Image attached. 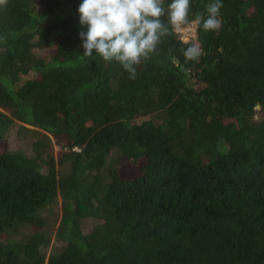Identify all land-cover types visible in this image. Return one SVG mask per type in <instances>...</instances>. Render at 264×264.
<instances>
[{"label": "trees", "instance_id": "trees-1", "mask_svg": "<svg viewBox=\"0 0 264 264\" xmlns=\"http://www.w3.org/2000/svg\"><path fill=\"white\" fill-rule=\"evenodd\" d=\"M81 2L0 7V141L27 145L0 149V264H264V0L173 29L135 80L83 57Z\"/></svg>", "mask_w": 264, "mask_h": 264}, {"label": "clouds", "instance_id": "clouds-1", "mask_svg": "<svg viewBox=\"0 0 264 264\" xmlns=\"http://www.w3.org/2000/svg\"><path fill=\"white\" fill-rule=\"evenodd\" d=\"M8 0H0L5 7ZM191 0H82L77 11L79 24L86 31L79 33L83 57L93 53L106 63H117L131 80L137 68L157 54L162 38L173 29L202 27L206 32H217L222 27V0H211L205 13L190 18ZM185 61L198 62L205 55L203 48L191 44L182 50ZM177 67L183 68L173 58ZM259 107V105H257Z\"/></svg>", "mask_w": 264, "mask_h": 264}, {"label": "rangeland", "instance_id": "rangeland-1", "mask_svg": "<svg viewBox=\"0 0 264 264\" xmlns=\"http://www.w3.org/2000/svg\"><path fill=\"white\" fill-rule=\"evenodd\" d=\"M195 30V31H194ZM179 31L182 32L181 36L184 39L190 40L193 39L194 36H196V29L195 26H193L192 28H190V30H186V28H177L176 32L179 33ZM0 149L2 151L5 150H27V145L25 143L22 142H18L15 138V136H13L12 134L10 136L7 137L6 140H2L0 141ZM58 151L57 147H54L53 152L56 154ZM29 151H27L28 153ZM135 168L131 167V166H124L121 168V175L125 176V177H130L134 174L135 172ZM52 244L55 245L56 244V239H52Z\"/></svg>", "mask_w": 264, "mask_h": 264}, {"label": "built area", "instance_id": "built-area-1", "mask_svg": "<svg viewBox=\"0 0 264 264\" xmlns=\"http://www.w3.org/2000/svg\"><path fill=\"white\" fill-rule=\"evenodd\" d=\"M187 29L190 30V28H186V30H187ZM195 29H197V28L195 27ZM180 30H181V28H180ZM194 31H195V30H194ZM175 32H176V29H175ZM176 33H177V32H176ZM177 34L180 35V37H181L180 39H181L182 42H188V41H190V40H194V39L196 38V36H194L193 39H190V40L187 41V39L182 38V36H181L182 32H181V31H179V33H177Z\"/></svg>", "mask_w": 264, "mask_h": 264}]
</instances>
